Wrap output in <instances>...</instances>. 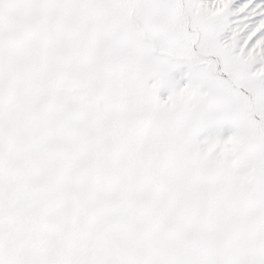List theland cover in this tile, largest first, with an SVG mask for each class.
I'll list each match as a JSON object with an SVG mask.
<instances>
[{
  "label": "snow or ice",
  "instance_id": "6c2138e0",
  "mask_svg": "<svg viewBox=\"0 0 264 264\" xmlns=\"http://www.w3.org/2000/svg\"><path fill=\"white\" fill-rule=\"evenodd\" d=\"M0 264H264V0H0Z\"/></svg>",
  "mask_w": 264,
  "mask_h": 264
}]
</instances>
